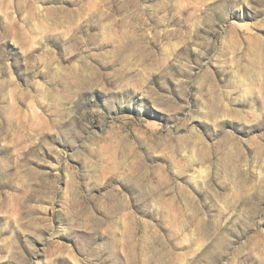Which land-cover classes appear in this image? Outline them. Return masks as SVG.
Instances as JSON below:
<instances>
[{
	"label": "rangeland",
	"instance_id": "374dc122",
	"mask_svg": "<svg viewBox=\"0 0 264 264\" xmlns=\"http://www.w3.org/2000/svg\"><path fill=\"white\" fill-rule=\"evenodd\" d=\"M0 264H264V0H0Z\"/></svg>",
	"mask_w": 264,
	"mask_h": 264
}]
</instances>
